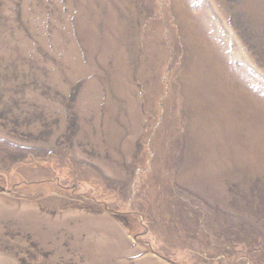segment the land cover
Segmentation results:
<instances>
[{
  "label": "rangeland",
  "instance_id": "374dc122",
  "mask_svg": "<svg viewBox=\"0 0 264 264\" xmlns=\"http://www.w3.org/2000/svg\"><path fill=\"white\" fill-rule=\"evenodd\" d=\"M0 264H264V0H0Z\"/></svg>",
  "mask_w": 264,
  "mask_h": 264
}]
</instances>
